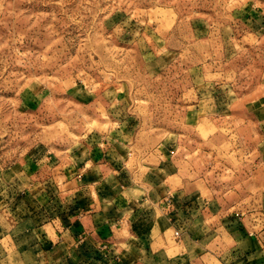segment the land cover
<instances>
[{
  "label": "rangeland",
  "instance_id": "1",
  "mask_svg": "<svg viewBox=\"0 0 264 264\" xmlns=\"http://www.w3.org/2000/svg\"><path fill=\"white\" fill-rule=\"evenodd\" d=\"M98 147L121 160L108 157L81 190L76 172ZM157 151L195 170L214 203L181 212L167 238L199 246L175 264H236L228 230L240 227L264 257V0H0L6 233H27L28 209L43 222L94 209L95 182L123 218L146 219L141 185L156 177L146 168ZM127 249L132 264H161L140 241Z\"/></svg>",
  "mask_w": 264,
  "mask_h": 264
},
{
  "label": "crops",
  "instance_id": "2",
  "mask_svg": "<svg viewBox=\"0 0 264 264\" xmlns=\"http://www.w3.org/2000/svg\"><path fill=\"white\" fill-rule=\"evenodd\" d=\"M112 151L113 149H107L105 152L99 147L93 149L85 169L80 173L76 172L75 182L81 190L86 188L85 178L100 177L94 170L103 165L108 157L113 155L111 162L118 165L121 157H117L116 153L112 154ZM168 157L157 151L149 163L151 165L146 168L148 171L154 170L156 175L152 182L146 177V182L141 185V191L145 189L148 191L147 197L141 198L142 201L151 204L147 208L146 219L134 222L130 218H123L122 208L116 198H110L111 201L106 200L104 191L96 187L98 182H95L91 186L96 191L95 201L98 203L92 206L94 209H84L83 201L79 199L82 208L76 209L74 215L67 217L62 214L56 220L49 219L48 222L38 221L39 216L37 213L34 214L38 209L32 212L28 209L30 217L26 221L28 223H31L30 219L34 221L24 235H17L15 230L6 233L5 227L0 224V264H5V260L12 256L21 255L33 257L31 264H36L41 255L47 257V264H86V262L96 264L101 263L97 259L99 255V259L105 258L107 264H132L134 255L127 246L133 239L146 246L142 257H151L161 264H175L182 260V255L191 258L192 256L189 255L191 245L197 247L199 242L188 240L186 233L182 234L178 242L169 241L167 236L171 229L176 230L178 222H181L178 218L185 209H194L197 204L199 208L196 206V209L201 211L204 208L207 210V205H214L213 198H208L211 189L204 179L197 177L195 170L190 168L186 170L181 160L177 161L175 157H172V161H167ZM45 167L47 166L39 168L41 173L44 172ZM88 169H92V173ZM70 173L68 171L64 173V168L60 170L61 178L65 174L69 179ZM47 174L48 176L44 174L41 176L47 178L50 176L49 173ZM131 203L134 204L132 201L127 203L128 209ZM24 224H27L25 220L17 221L15 229ZM240 228L234 232L228 230L230 240L238 241L235 250L236 264H264V257L258 256L260 242L255 240V237H246L244 230ZM40 230L41 233L38 234ZM159 243L160 248L154 249ZM202 257L205 258L203 254ZM225 264L229 263L225 262Z\"/></svg>",
  "mask_w": 264,
  "mask_h": 264
}]
</instances>
